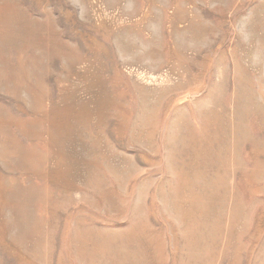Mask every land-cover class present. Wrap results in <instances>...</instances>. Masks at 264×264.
<instances>
[{"label":"rangeland","instance_id":"rangeland-1","mask_svg":"<svg viewBox=\"0 0 264 264\" xmlns=\"http://www.w3.org/2000/svg\"><path fill=\"white\" fill-rule=\"evenodd\" d=\"M0 264H264V0H0Z\"/></svg>","mask_w":264,"mask_h":264}]
</instances>
